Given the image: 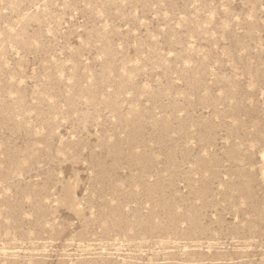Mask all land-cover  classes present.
I'll use <instances>...</instances> for the list:
<instances>
[{
    "label": "rangeland",
    "instance_id": "374dc122",
    "mask_svg": "<svg viewBox=\"0 0 264 264\" xmlns=\"http://www.w3.org/2000/svg\"><path fill=\"white\" fill-rule=\"evenodd\" d=\"M264 0H0V264H264Z\"/></svg>",
    "mask_w": 264,
    "mask_h": 264
},
{
    "label": "bare ground",
    "instance_id": "6f19581e",
    "mask_svg": "<svg viewBox=\"0 0 264 264\" xmlns=\"http://www.w3.org/2000/svg\"><path fill=\"white\" fill-rule=\"evenodd\" d=\"M261 159H262L263 162H264V150H263V152L261 153ZM262 177H263V180H264V171H263V173H262Z\"/></svg>",
    "mask_w": 264,
    "mask_h": 264
}]
</instances>
